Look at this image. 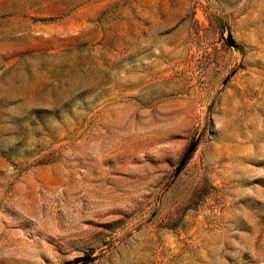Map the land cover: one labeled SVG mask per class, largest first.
<instances>
[{
    "label": "rangeland",
    "instance_id": "1",
    "mask_svg": "<svg viewBox=\"0 0 264 264\" xmlns=\"http://www.w3.org/2000/svg\"><path fill=\"white\" fill-rule=\"evenodd\" d=\"M0 103V264H264V0H0Z\"/></svg>",
    "mask_w": 264,
    "mask_h": 264
},
{
    "label": "water",
    "instance_id": "2",
    "mask_svg": "<svg viewBox=\"0 0 264 264\" xmlns=\"http://www.w3.org/2000/svg\"><path fill=\"white\" fill-rule=\"evenodd\" d=\"M228 42H229V44L232 45V46H235V45H236L235 41L233 40V38H232L231 36H228ZM194 147H195V144L192 145V147L189 149V151H188V153L186 154V156L182 159V161H181V163H180V166L177 168V172L180 171L181 166L186 162L188 155L193 151ZM87 258H88V257H86V258H84V259H87Z\"/></svg>",
    "mask_w": 264,
    "mask_h": 264
},
{
    "label": "trees",
    "instance_id": "3",
    "mask_svg": "<svg viewBox=\"0 0 264 264\" xmlns=\"http://www.w3.org/2000/svg\"><path fill=\"white\" fill-rule=\"evenodd\" d=\"M3 105H5V104H3V103H0V106H3ZM40 111H34V113L35 114H38ZM6 115V113L5 112H0V117H4ZM0 151L3 153V154H5L6 156H10V154H9V148H7V147H3V146H1L0 147Z\"/></svg>",
    "mask_w": 264,
    "mask_h": 264
}]
</instances>
